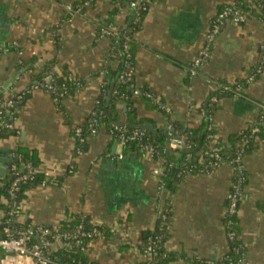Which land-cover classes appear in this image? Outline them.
I'll use <instances>...</instances> for the list:
<instances>
[{"label": "crops", "instance_id": "1", "mask_svg": "<svg viewBox=\"0 0 264 264\" xmlns=\"http://www.w3.org/2000/svg\"><path fill=\"white\" fill-rule=\"evenodd\" d=\"M79 1L0 0V96L15 97L35 83L37 75L69 71L82 80L80 88L58 104L49 93L31 90L17 102L12 135L0 139V180L20 159L18 151L25 149L37 154L36 171L47 181L26 192L16 224L57 227L81 215L104 231L89 242L86 255L91 261L142 264V232L151 229L158 211L166 208L170 220L164 248L181 254L168 264L219 260L229 248L223 222L234 174L229 163L211 174L185 175L170 193V183L159 188L162 160L125 151L104 125L77 147L75 127L94 110L105 83L103 73L117 70L119 64L112 40L99 28L112 24L123 29L133 13L112 0H95L82 13L68 14L65 5ZM147 1L148 10L132 35L135 63L130 85L139 94H134L131 107L123 101L116 104L117 119L124 122L126 112L134 110L137 120L146 119L157 130L172 121L196 127L217 82L242 80L260 61L264 19L255 12L240 24L227 21L212 43L209 59L192 74L210 20L234 0ZM106 81L110 97L116 77ZM144 92L155 95L165 112L149 108ZM263 107L264 61L256 80L218 100L212 126L226 142L254 122ZM242 162L247 179L237 212V239L249 264H264V139L244 154ZM4 201L0 192V214ZM51 246L56 249L62 243L55 240ZM0 264L30 260L20 262L0 251Z\"/></svg>", "mask_w": 264, "mask_h": 264}, {"label": "trees", "instance_id": "2", "mask_svg": "<svg viewBox=\"0 0 264 264\" xmlns=\"http://www.w3.org/2000/svg\"><path fill=\"white\" fill-rule=\"evenodd\" d=\"M83 2L84 0H81L77 3L70 4L72 10L68 11V14L72 15L82 13L85 9V7L83 6ZM112 2L118 7H130V0H112ZM234 2H236L237 5L239 4L238 0H234ZM144 4L146 5L145 9L142 8V4L138 5L135 8H132L133 13L131 16V20L128 24H126L125 28L119 29L113 26L112 24H104L99 28V30H101L102 28H109L111 30V34L109 35V38L112 40L111 47L112 51L114 52L113 55H115L116 59L119 61V64L117 70L111 72L105 71L103 73L105 83L102 86L100 94L97 98L99 103L95 104L94 110L96 111V113L95 115H91L90 113L84 123L80 125L83 131L84 138L91 136L90 133L86 130L88 120H90L91 118L96 119L97 128H99L101 125H104L109 131V133L112 129V126L115 124L126 127L128 131H131V129H133L132 127H128V124L137 126V128L138 126H141L143 124H149V121L146 119L142 118L137 120L136 113L134 110H128L126 112V120L124 122H119L117 119L116 108V104L119 101L125 102L128 107H131V105L133 104L135 89L131 87L130 80L125 83L121 82L119 80V74L124 69L126 63H128L129 66L134 69L135 60L132 35L139 28L141 21L148 10V1L146 0ZM116 6H114V12L118 8ZM222 7L223 6H221L219 10ZM241 7L245 11H250L251 14L256 12L259 17L264 19V6L261 10H257L258 8L253 7L251 3L250 5L244 3ZM77 8H80V10L77 11ZM125 38H127L129 56H127V54L124 52H122L121 56H118L116 52L118 50L123 51L122 45L125 41ZM254 68L251 71H253ZM259 76L260 75H257L255 80ZM108 77H116V83H114L110 97H107L110 89V84L106 81ZM48 78L50 79L49 83L56 87L57 90H61L63 87H66L67 94L64 97L72 95L77 89L80 88L82 84V80L74 74L70 73L69 71L63 72L62 74L36 76L37 83H45ZM217 83L219 85H222V87H217L215 91L211 92L208 95V98L203 103L201 107V110H203L202 121L198 126L185 127L181 123H176L173 121L170 123V128L173 129V135L179 136L184 139V144L179 150H174L173 148L168 147V137L166 135V129L157 130L154 128V126H152L154 130L141 128L144 131L145 136L148 138V141L153 146L154 150L152 153V157H154L155 159L162 160L164 172L161 179L165 188L166 185L170 183L167 188V191L170 193H174L176 183H179L185 175L190 173L205 174L208 170L212 169L211 163L214 160L212 152L213 148H219V153L224 159V162L229 163L233 167L234 174L232 181H234L237 175L234 169L236 165L232 161L236 157L237 153L242 151L244 155L245 153L249 152L257 146L258 140L264 139V120H260V115L264 107L261 109L260 114L254 120V122L249 124L239 134L229 136L226 142L221 141V139L217 136L213 126L212 130H207V126L209 125L208 117L213 116V110L217 105V102H213L211 100V97L216 96L218 99H220L222 96L225 95L232 96L236 94L237 90H240L241 88L247 86L250 82H247L246 78H244L242 80H235L233 82L220 81ZM225 86H227L226 89H224ZM152 96L156 98L155 95L152 94ZM53 97L54 95L52 96V98ZM143 97V100L148 104L149 108L158 109L165 112L163 109L160 108L161 103L157 104L152 100V98L147 97L144 94ZM26 98L27 95L18 100V102L24 101ZM63 98H60L56 104H58ZM2 99L3 97L0 96V100ZM15 114L16 108L14 107L12 108L10 115H3L2 117H0V139H5L12 135L13 128H7L4 126L3 123L9 122L13 125L12 118ZM253 127L258 128V130L254 133L251 132ZM210 134H215L217 136L214 145H211L210 143ZM111 136L114 140H116V133L111 134ZM76 142L77 147H80L85 143L83 142L82 144H80L77 138ZM141 142L139 140L128 141L122 147L125 151L136 150L138 152H143L140 148ZM175 152L178 154H175ZM18 154L20 155V159L16 162L17 171L19 173H25L26 171H24L22 167L24 164L30 163L31 166L34 168V172L29 176V178L25 182L19 184V190L15 193L14 197H10L8 193V189L12 183V180L15 177L11 170L6 177L0 180V192L5 200L4 203L1 205L3 210L0 214V235L3 233L4 230L3 223L7 222V219H9V216L7 214L9 206L21 203L22 199L25 197L26 192L31 187L36 186L38 184L44 185L47 182L43 174L36 171V167L39 164V158L35 152L20 149L18 151ZM70 170L73 171L72 169ZM246 179L247 178H245L241 183L242 189L245 186ZM160 210L162 211V214L165 215V218H162V214H157L155 225L151 229H147L142 232V239L139 245V250L142 254L146 256V261L142 264H168L176 260L178 257H181L180 253L171 252L164 248V242L168 237V229L166 225L170 220V214L166 208H161ZM228 220L231 222L229 226L227 225L229 227L228 230L234 231L237 234V213L232 215H224L223 222L225 227ZM15 221L16 220H14L11 224L7 223V227H9L11 231H16L26 227L23 226L22 228H20V226L16 224L17 222ZM79 224H82L85 231H90L93 228V225L89 223L87 218L81 215H75L70 221H64L57 227H47L51 229L54 234L61 233L72 235ZM99 231L104 232L102 228H100ZM95 236L96 235L83 238V243L87 248L90 240H92ZM38 238V234L34 233L31 239L33 242H37ZM48 238L51 242L55 241L53 240V238H51V236H48ZM149 238H152V245L154 249L153 254L150 256L146 255L144 252V248L149 243ZM228 243L229 250L227 252V255L230 258L225 259V255H223L219 260L209 262L210 264H238L240 260L245 257L244 249L239 243L238 239L231 241L229 240ZM234 247H238L240 249L238 253L233 250ZM48 254L49 257L57 263L99 264L97 262L91 261L86 255V252L82 251L80 246L76 245L72 238L63 241L62 246L59 248H49Z\"/></svg>", "mask_w": 264, "mask_h": 264}, {"label": "built area", "instance_id": "3", "mask_svg": "<svg viewBox=\"0 0 264 264\" xmlns=\"http://www.w3.org/2000/svg\"><path fill=\"white\" fill-rule=\"evenodd\" d=\"M92 1L94 0H84L83 6H88ZM146 0H130L129 6L130 8H135L138 5L142 4V8L145 9L146 5L144 4ZM262 1V2H261ZM239 4L237 5L236 2H232L230 4L224 5L220 10L217 11V13L212 17L209 23V27L205 33V37L203 40V44L200 47L197 56L194 58L191 66V73L195 74L197 70L207 62V60L210 57V52L212 49V43L216 39V37L219 35L222 27L227 21L233 22L235 24H240L244 22L248 16L250 15V11H245L241 6L244 3H247L250 5L252 4L253 7L258 8L257 10H261L264 6V0H238ZM65 9L67 11H71L72 7L70 4L65 5ZM80 8H77V11H79ZM100 33L104 36L109 37L111 34V30L109 28H102L100 30ZM123 51L118 50L116 54L118 56H121L122 52L126 53L127 56H129L128 53V43L127 38H125V41L122 45ZM262 55L261 59L256 64L253 71L249 73V75L246 77L247 82H253L257 75H260L263 71V61H264V46H262ZM133 68L129 66L128 63H126L124 69L119 74V80L121 82H127L130 80L132 76ZM50 79L48 78L45 83H37V81L33 84H31L28 88L23 90L20 94L16 95L15 97L11 98H3L0 100V117L3 115L8 116L11 114L12 108H14L21 98L26 96L31 90H38L41 89L47 93H49L51 96L54 95L53 100L55 103L59 101L60 98H63L67 94L66 87H63L61 90H57L56 87H54L52 84L49 83ZM217 87H222V85H219ZM227 86L224 87L226 89ZM134 94L138 95L139 91L134 90ZM144 95L147 97L152 98L154 102L157 104H160L159 100L157 98H154L151 93L144 92ZM211 100L213 102H218V98L216 96L211 97ZM99 101L96 99L95 104H98ZM165 108V107H164ZM96 111L92 110L91 115H95ZM212 117H208L209 125L207 126V130H212ZM260 120H264V108L262 110V113L260 115ZM5 127L7 128H13L12 123L4 122L3 123ZM86 130L90 133V135L96 134L98 128L96 126V119L91 118L88 120ZM258 130L257 127H253L251 130L252 133L256 132ZM111 134L116 133V142L120 146H124L126 142L133 141V140H139L141 142L140 148L142 151L150 156H153V146L148 141V138L145 136V133L140 128H133L131 131H128L126 127L119 126L117 124L112 126V129L110 131ZM75 137L77 138L78 142L82 144L85 142L86 138L83 137V131L80 126L75 127L74 129ZM166 135L168 137V146L171 145L174 150H179L182 145L184 144V139H182L179 136L173 135V129L168 126L166 128ZM211 138V145H214L216 142V135L210 134L209 136ZM219 148H213V156L214 160L211 163V170H208L206 174L214 173V171L222 164L224 163V159L219 153ZM77 151H79V148H77ZM243 153L238 152L236 157L233 159V163L235 166V172L237 177H235L234 181H232L231 189L229 191V194L227 196V205H226V215H232L236 214L238 212L239 204L243 198V189L241 187L242 181L246 178L245 169L243 166ZM22 169L26 171L25 173H19L17 171L16 165H13L10 169L11 172L15 175L14 179L12 180V183L8 189V193L10 197H14L15 193L19 190V184L22 182H25L29 176L34 172V168L31 166L30 163H26L23 165ZM71 172V170H69ZM160 189L164 188V184L162 181H160L159 185ZM21 210V203H17L14 205L9 206V210L7 212L9 219H7V222L3 223L4 230L3 233L0 235V251L5 253L9 256H14L17 259L22 262L23 259L27 258L30 260V264H63V263H57L53 261L48 254V249L52 248V243L48 236H51L53 240L60 241L61 243L65 240H69L72 238L76 245L80 246L81 250L86 252L87 247L83 243V238L91 237L94 235L99 234V229L97 225H93L92 230L85 231L82 224H79L72 235L70 234H54L51 229L47 227V225H34V226H26L25 228L11 231L9 227H7V223L11 224L15 220L16 216ZM158 214H162V211L159 210ZM162 218H165V215L162 214ZM231 224V222L228 220L226 223V237L228 241L237 239V234L234 231L228 230V226ZM228 225V226H227ZM38 234L39 238L37 242L32 241V235ZM68 243V242H67ZM69 244V243H68ZM229 250V248H228ZM233 250L238 253L239 248L234 247ZM144 252L146 255L150 256L153 254L154 249L152 245V238H149V243L144 248ZM228 252V251H227ZM227 252L224 254L225 259H229L230 257L227 255ZM238 264H249L245 257H243Z\"/></svg>", "mask_w": 264, "mask_h": 264}, {"label": "water", "instance_id": "4", "mask_svg": "<svg viewBox=\"0 0 264 264\" xmlns=\"http://www.w3.org/2000/svg\"><path fill=\"white\" fill-rule=\"evenodd\" d=\"M19 104L20 103H17L16 106H15V108H19ZM127 126L128 127H132V128H135V127L137 128V126H134V125H131V124H128ZM138 128H140V129L142 128V129L154 130L153 127H152V125H150V124H143L141 126H138ZM3 173L4 172H0V176H2Z\"/></svg>", "mask_w": 264, "mask_h": 264}]
</instances>
